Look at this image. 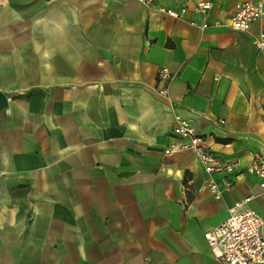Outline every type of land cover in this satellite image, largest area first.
Listing matches in <instances>:
<instances>
[{"label":"crops","instance_id":"obj_1","mask_svg":"<svg viewBox=\"0 0 264 264\" xmlns=\"http://www.w3.org/2000/svg\"><path fill=\"white\" fill-rule=\"evenodd\" d=\"M208 1L0 0V264H223L204 232L246 198L264 219V7L237 31L242 0ZM176 113L235 164L220 198L163 153Z\"/></svg>","mask_w":264,"mask_h":264},{"label":"built area","instance_id":"obj_2","mask_svg":"<svg viewBox=\"0 0 264 264\" xmlns=\"http://www.w3.org/2000/svg\"><path fill=\"white\" fill-rule=\"evenodd\" d=\"M146 7L153 6L155 0H138ZM196 12L206 13L211 4L208 0H193ZM264 0H242L235 4L234 12L230 18V26L237 31H246L251 24L262 15ZM158 10L168 16L182 18L187 12L185 5L179 8H170L163 5ZM192 25L200 28L207 26L206 22ZM254 46L264 50V28L253 38ZM157 79L163 82L159 93L167 95L170 75L164 67L157 74ZM173 140L163 148L165 155L178 154L185 151L193 152L202 164L207 175L206 186L215 198L233 186L230 175L237 173L235 164L223 160L206 143L205 137L199 133L191 121L180 114L174 115L172 124ZM246 172L256 175L260 179V186L264 188V155L253 154ZM222 174L224 177L218 181L215 177ZM246 199L235 202L228 209V216L204 232L212 255L223 264H264V219L254 210L242 208Z\"/></svg>","mask_w":264,"mask_h":264},{"label":"water","instance_id":"obj_3","mask_svg":"<svg viewBox=\"0 0 264 264\" xmlns=\"http://www.w3.org/2000/svg\"><path fill=\"white\" fill-rule=\"evenodd\" d=\"M3 100H4V103L3 104H0V107L5 106L7 98L4 97Z\"/></svg>","mask_w":264,"mask_h":264}]
</instances>
